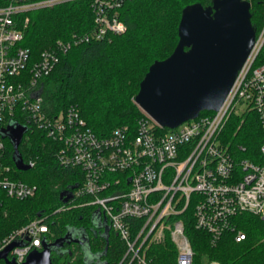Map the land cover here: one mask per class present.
Here are the masks:
<instances>
[{
	"label": "built area",
	"instance_id": "built-area-1",
	"mask_svg": "<svg viewBox=\"0 0 264 264\" xmlns=\"http://www.w3.org/2000/svg\"><path fill=\"white\" fill-rule=\"evenodd\" d=\"M71 1L77 0H0V190L15 199L37 193V186L17 178L8 162L1 130L14 120L58 141L60 165L82 172L74 193L89 197L123 243L116 264H154L146 249L164 239L166 231L175 249L174 264H195L180 216L189 207L194 227L207 233L213 245L227 232L236 242L244 240L246 234L237 230L233 218L250 213L264 219V22L218 110L166 128L140 109L135 134L122 126L99 136L74 106L56 115L46 111L43 81L71 47L124 32L119 10L128 0H87L92 29L56 41L36 58L22 45L28 20L24 14ZM247 111L255 112L263 132L255 159L220 138L229 115ZM25 164L33 166L32 161ZM47 232L43 220L33 219L3 238L0 251L21 242L7 257L22 264L31 251L42 248Z\"/></svg>",
	"mask_w": 264,
	"mask_h": 264
},
{
	"label": "trees",
	"instance_id": "trees-1",
	"mask_svg": "<svg viewBox=\"0 0 264 264\" xmlns=\"http://www.w3.org/2000/svg\"><path fill=\"white\" fill-rule=\"evenodd\" d=\"M250 2L251 22L256 32L264 22V0ZM208 6L212 0H128L119 10L126 29L101 40H92L71 47L60 57L43 81V108L56 115L74 106L87 125L99 136H107L116 127L127 126L135 134L142 116L134 102L139 84L155 60L168 57L178 41V24L183 9L191 4ZM22 45L33 58L58 40L70 39L76 33L89 32L93 27V12L87 0L61 3L24 14ZM19 18L23 24L25 16ZM211 111H202L200 115ZM166 130V129H165ZM220 138L226 146L240 150L243 156L256 158L263 138L258 117L253 111L233 112L222 127ZM8 162L16 177L37 186L35 196L15 199L0 190V241L12 231L39 218L48 225L44 236L54 242L68 230L85 236L83 244L71 242L52 251V264H116L124 245L112 229L108 239L103 236L104 222L97 207L89 204L88 196H76L83 174L73 167L60 165L57 151L60 143L30 127L19 144L27 170L17 169L13 148L5 139ZM76 185L77 187L71 188ZM72 191V198L63 202L60 193ZM98 211L99 217L95 212ZM184 231L194 251L193 262L205 264H264V219L250 213L233 218L237 230L246 234L240 242L232 233H225L213 245L209 235L193 224L191 208L181 214ZM98 256L86 262L85 253ZM104 252V254H103ZM174 245L166 231L164 239L149 243L146 256L154 264H174ZM0 264H6L0 259Z\"/></svg>",
	"mask_w": 264,
	"mask_h": 264
},
{
	"label": "water",
	"instance_id": "water-1",
	"mask_svg": "<svg viewBox=\"0 0 264 264\" xmlns=\"http://www.w3.org/2000/svg\"><path fill=\"white\" fill-rule=\"evenodd\" d=\"M255 32L247 0H212L205 7L200 3L186 6L178 24V41L174 50L165 59L155 60L149 66L134 102L166 128H175L204 110H218L252 49ZM27 131V126L14 120L1 130L2 137L12 145V160L20 170L29 168L18 149ZM60 196L63 202H67L73 194L66 189ZM95 215L99 217L98 211ZM101 226L107 240L110 227L105 222ZM74 234L68 230L54 242L43 240L42 248L31 251L22 264H52V251L64 243H84L82 233H79L80 237ZM20 244L7 245L0 251V259L6 264H14L7 255ZM84 253L86 262L102 255L93 256L86 250Z\"/></svg>",
	"mask_w": 264,
	"mask_h": 264
}]
</instances>
